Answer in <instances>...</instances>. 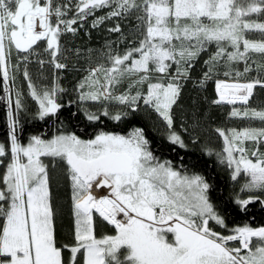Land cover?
Returning a JSON list of instances; mask_svg holds the SVG:
<instances>
[{
  "label": "snow or ice",
  "instance_id": "6c2138e0",
  "mask_svg": "<svg viewBox=\"0 0 264 264\" xmlns=\"http://www.w3.org/2000/svg\"><path fill=\"white\" fill-rule=\"evenodd\" d=\"M73 6L76 14L65 19ZM104 8L110 10L96 18L93 27L106 19L135 14V19L146 25V34L138 47L125 54L109 53V67L101 64L89 69L78 85L86 118L96 122L104 116L121 121L129 115L128 109L137 112L142 101L162 118L169 129V142L180 148L186 145L172 130V107L180 95L179 81L189 78V69L200 54L208 53L201 86L220 69L230 77L233 65L241 61L243 73L236 70L235 76L249 73V61L256 64L250 53L264 55V23L245 19L264 13V0H78L75 5L71 0H0V77L10 141L7 146L0 143V165L4 168L0 176V264H64L62 248L57 246L52 178L41 157L67 165L75 218V245L64 246L71 253L70 264H79L78 253L83 264H264V226L245 224L228 229L226 218L209 201L204 178L181 175L170 162H158L149 151L143 129L135 128L126 136L101 131L88 140L59 134L51 139L31 136L27 145L20 142L17 114L26 102L21 91L15 90L13 51L27 54L22 59L28 60L35 53L34 46L46 41L50 62L63 69L66 65L58 59L60 36L75 33L73 25ZM252 30L261 33V38L249 39L246 32ZM109 31L120 32V25ZM210 45H215L214 52ZM173 65L174 73L170 72ZM257 67L264 68V64ZM24 78L28 94L38 106L37 117L56 116L62 107L57 93L63 89L38 87L27 68ZM125 81L127 90L116 94L117 86ZM257 86L264 88V79L217 80L219 99L213 103L247 105ZM13 91L14 105L9 95ZM89 101L103 107L89 111L84 106ZM112 103L123 107L110 110ZM231 115L250 116L264 125V110L233 109ZM217 131L225 144L221 162L233 169L232 180L243 174L247 179L241 191L259 194L237 197L236 203L243 211L257 200L264 205V152L259 147L264 142V126ZM246 141L252 142L251 148L245 146ZM94 188L109 191L96 196ZM94 212L114 226V235H94ZM210 222L230 234L214 231ZM253 238L258 242L254 244ZM232 241H238L239 246H230Z\"/></svg>",
  "mask_w": 264,
  "mask_h": 264
},
{
  "label": "trees",
  "instance_id": "16d2710c",
  "mask_svg": "<svg viewBox=\"0 0 264 264\" xmlns=\"http://www.w3.org/2000/svg\"><path fill=\"white\" fill-rule=\"evenodd\" d=\"M61 2L67 3L68 0H61ZM109 10L108 8L97 10L93 15L86 18L84 28L82 21L75 24L79 34L70 45L72 48L83 52L84 57L78 60L70 56L72 58L60 62H65L68 68L71 65L75 66V64L79 67L85 65L98 66L106 60L109 64L108 56L112 50V44L109 42L118 36L125 38L124 45L128 43V49L139 46L140 41L146 34V25L141 21H137L135 14H130L126 18L113 17L106 19L97 27L92 26V21L106 15ZM255 15L256 13H253L250 16L264 20V13ZM137 24L140 25L139 28L136 27ZM117 25H120L121 31L110 32L109 37H106L107 32L105 30L114 28ZM82 31H86L87 35L81 33ZM261 35V33H258L257 37L260 39ZM74 45L76 47H73ZM214 48L215 45L209 46L210 51H213ZM127 50L121 49L119 55L125 54ZM85 52L89 54L86 55ZM206 54L208 53L202 52L193 62V66L189 69V78L180 81V95L176 104L172 107V130L181 136L186 145L185 148H180L178 145L169 142V129L166 123L152 108L145 106L143 103H139V110L135 113L128 109L129 115L121 121H113L104 116H101L99 121H89L81 105L71 92L75 84L74 79L63 72L64 70L57 71V84L60 89H63V91L58 92L57 97L58 102L62 105L61 109L56 116H49L44 120H40L36 115L37 112H33L25 104V108L17 114L19 140L24 143L29 141L31 136L48 139L58 134H73L82 140H88L94 139L95 135L101 131L126 136L135 128L143 129L145 137L149 141V151L157 158L158 162H170L173 170L181 175L191 176L197 174L204 178L209 185L207 192L209 201L215 206L217 212L226 218L228 229L245 224L253 228L264 226V205L257 200L250 203L246 211L241 210L240 205L236 203V199L237 197L247 199V197L241 192L238 179L236 181L232 180L233 169L227 166L226 161L221 162L222 157L225 156L223 152L225 144L224 138L219 135L217 130L222 129L228 132L230 129L245 127L246 119L231 115L232 110L239 107L238 105L213 103L216 100L215 84L217 80L222 78L243 79L244 77L243 75L236 77L233 72L230 77H226L222 73L225 69H220L212 76V79L201 86L200 81L203 80L204 73L207 71L204 64L205 59L208 58ZM134 55L137 54L134 53ZM235 66L242 69L240 63L233 65V69ZM78 77L81 76L78 75ZM255 78L264 79V74H249L246 80L250 81ZM145 90L144 87L143 91L145 92ZM9 95L13 99L14 105V91ZM4 97L3 80L0 77V142L7 146L9 145V129L7 104ZM84 106L89 111H95L90 105L85 104ZM98 107V109H101L103 106ZM122 107V105H118L112 110ZM242 108L263 109L264 88L257 86L248 104ZM253 124L256 127L264 126L261 122ZM47 166L52 178L50 184L52 201L57 211L55 225L57 246L62 248L64 264H70L71 253L64 246L75 245V218L72 209V190L67 165L64 161L58 160L49 162ZM261 198L264 199V197ZM210 224L214 231L222 235L230 234L227 229L221 228L215 222H210ZM103 225L106 228L104 232L102 230L101 232H94L97 238H102L104 233L110 234L113 232V229L107 224L103 223ZM77 261L79 264H83L80 253L77 254Z\"/></svg>",
  "mask_w": 264,
  "mask_h": 264
},
{
  "label": "rangeland",
  "instance_id": "374dc122",
  "mask_svg": "<svg viewBox=\"0 0 264 264\" xmlns=\"http://www.w3.org/2000/svg\"><path fill=\"white\" fill-rule=\"evenodd\" d=\"M58 2H61V0H58ZM71 2H72L73 5H75V3L78 2V0H71ZM75 13H76V9L73 6L71 8V10H68L67 11V16L64 17V18L65 19H71L74 16ZM255 16H257V13H256ZM245 19L254 20L256 22L264 23V20H260V19H258L256 17L254 18V17L249 16V17H246ZM53 20H55V17H53ZM86 20L82 21L83 28L85 26L84 23H85ZM78 22H80V21H78ZM92 25H93V21H92ZM73 27L75 28V25H73ZM105 31L107 32L106 37H109V34L112 31H109V29H107ZM81 33H85L87 35L86 31H82ZM258 33H259L258 31L252 30V31L246 32V36L249 39L258 40L259 39V37H257ZM78 34H79V31L76 30L75 33L65 32V33H63L60 36L59 43L61 45V53L58 56V59L60 61H66L68 58L69 59L72 58L70 56H73V58H76L78 60L81 57H84V55H83L84 53L83 52H81L79 49L72 48L71 45H70L72 43V41H75L74 39H75V37ZM68 37H69V39H68ZM109 43L112 44L111 53L113 55L120 54L121 53V49H123V48L126 49V50L128 49V43H126L124 45L125 38H123L122 36L115 37ZM46 47H47L46 41H40V42H38V44L34 46L35 53L33 55H31L28 60L22 59V57L25 56V55H27V54H25V53H17V52H15V50L13 51L12 57H11V63H12V65L14 67L12 68L11 71L16 76V80H15V90L21 91L22 96L25 99L26 105L28 107H30V109L33 112H37L38 106L36 105L35 101H33L31 99L30 95L28 94V81L24 78L25 68H27V71H28V73H29L32 81L38 87H40V88H51L53 86L58 87V84H57V71L58 70H64L63 72H66L67 75H70L74 79L75 84H74V87L72 89L73 91H71V92H72L73 96L76 97L77 102L81 105V102L79 101L78 85L84 79V77L88 75L89 69L95 68L97 66H92V65L86 66L85 65L83 67H79V66H77L75 64V66H72L71 65V67H69V68L66 66L63 69H56L55 66L50 62L51 61V56L49 55L48 52L45 51ZM73 47H76V45H74ZM241 48H242V45H241ZM229 50H231V49H229ZM214 51H215V48H214V50L212 52H214ZM87 53L85 52L86 55H87ZM206 55L208 56V54H206ZM18 56L21 59L18 60L17 59ZM250 56L252 57L253 60L256 61V64H252L251 60L249 61V64L252 67V71L249 72V73L244 74L243 75V77H244L243 79L242 78L241 79L222 78L220 80L221 81H225V82H229V83H231V82H237V80L239 82H248L249 80H246V79H247V76L249 74H258V73H263L264 74V68H258L257 67V65H259V64H264V55L259 54V53H250ZM87 57H89V56H87ZM137 58H138V54H137ZM206 59H208V58H206ZM40 60H43L44 61V63L42 65L39 63ZM239 63L242 65V69H240L238 66H235L234 67V70H233V73L234 74H235V71L236 70H238L241 73H243L244 62L241 61ZM64 64L66 65L65 62H64ZM101 64H103L105 67H109L110 66V63L108 64L107 63V60L105 62L101 63ZM175 67L176 66L173 65L172 68L170 69V72H173L174 73L175 72ZM222 73H224V72H222ZM78 75H80L81 77L79 78ZM153 75L154 76H159L160 74L159 73H154ZM180 81H179V83H180ZM153 82H155V80H153ZM117 87H118V89H120V88L121 89L119 91H117L116 94H120V92L126 91L127 90V81H125L122 85H118ZM144 87L146 88V90H145V93H146L147 86L144 85L143 86V89H144ZM85 90H87V87L85 88ZM132 94H134V91H133ZM57 97H58V93H57ZM217 99H219L218 95H216V100ZM139 103H143V102L140 101ZM86 105L87 106L90 105V107L94 108V110L97 111V109L99 108L98 106H100L101 104L96 103V102L89 101V102L86 103ZM118 105L119 104L112 103V104H109V108H110V110H112V109H115L116 106H118ZM235 105H238L239 107H236L234 109H238L240 111L245 110L244 108H242V107L245 106L244 104H241V103L237 102ZM261 110H264V108L261 109ZM239 117L246 119V122L247 123H246V126L245 127H256L255 124H253V123H255V122H261V121H259L257 119H252L250 116L249 117L239 116ZM245 127H242V128L236 129V130L243 129ZM17 135H18V133H17ZM18 137H19V135H18ZM53 137H51V138H53ZM51 138H48V139H51ZM8 140H9V138H8ZM28 142L29 141H26L24 143L21 142V143L24 144V145H27ZM9 143H10V141H9ZM245 146L251 148L252 147V142L251 141H246L245 142ZM259 147H260V151L264 152V142H262ZM234 155H237V157H238L239 154L238 153H234ZM9 158H10V153H9ZM41 159H42V161L46 165H48L49 162H54L56 160H59V159H55L54 160L51 157H41ZM253 159H255V158H253ZM3 171H4V168H3L2 165H0V176H2ZM246 179L247 178L243 174H241L238 177V184H240V187L239 188L242 187V185L245 183ZM0 187H2V185H0ZM242 193H244L247 198L249 197V195H259L258 193L250 194V193H248L246 191L245 192H242ZM93 215H94V232L95 231L96 232H101V230L104 232L106 228L104 227L103 223L107 224L110 228L112 227V229L115 231L114 226L109 225L97 213L94 212ZM257 242L258 241L256 240V238H253V243L255 244ZM230 244H232V243H230ZM232 246H237L238 247L239 246V242L238 241L234 242Z\"/></svg>",
  "mask_w": 264,
  "mask_h": 264
},
{
  "label": "bare ground",
  "instance_id": "6f19581e",
  "mask_svg": "<svg viewBox=\"0 0 264 264\" xmlns=\"http://www.w3.org/2000/svg\"><path fill=\"white\" fill-rule=\"evenodd\" d=\"M38 30V29H37ZM215 92H216V89H215ZM217 95V93H216ZM223 103V102H222ZM108 189L107 188H101V189H93V195H96V196H102V195H106L108 193ZM119 218V217H118Z\"/></svg>",
  "mask_w": 264,
  "mask_h": 264
}]
</instances>
